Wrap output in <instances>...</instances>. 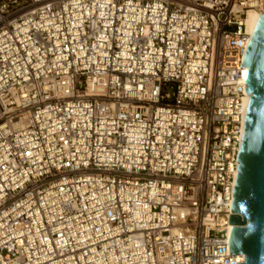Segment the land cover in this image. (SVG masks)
<instances>
[{
  "label": "built area",
  "instance_id": "1",
  "mask_svg": "<svg viewBox=\"0 0 264 264\" xmlns=\"http://www.w3.org/2000/svg\"><path fill=\"white\" fill-rule=\"evenodd\" d=\"M249 9L0 0V264L244 261Z\"/></svg>",
  "mask_w": 264,
  "mask_h": 264
},
{
  "label": "water",
  "instance_id": "2",
  "mask_svg": "<svg viewBox=\"0 0 264 264\" xmlns=\"http://www.w3.org/2000/svg\"><path fill=\"white\" fill-rule=\"evenodd\" d=\"M254 26L244 56L249 98L230 215V253L245 256L236 264H264V13Z\"/></svg>",
  "mask_w": 264,
  "mask_h": 264
},
{
  "label": "bare ground",
  "instance_id": "3",
  "mask_svg": "<svg viewBox=\"0 0 264 264\" xmlns=\"http://www.w3.org/2000/svg\"><path fill=\"white\" fill-rule=\"evenodd\" d=\"M258 15H261L257 10L254 9H249V11L247 12L246 18H245V23H246V27H247V32L250 33L251 35L254 33L255 30V19ZM246 98H249V96H247ZM246 99L244 101V105H245ZM230 228V227H229ZM244 255L239 254L236 256V259L239 261L244 260Z\"/></svg>",
  "mask_w": 264,
  "mask_h": 264
}]
</instances>
